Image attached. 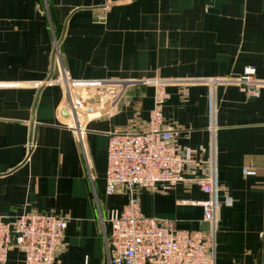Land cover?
Wrapping results in <instances>:
<instances>
[{
    "label": "crops",
    "instance_id": "crops-1",
    "mask_svg": "<svg viewBox=\"0 0 264 264\" xmlns=\"http://www.w3.org/2000/svg\"><path fill=\"white\" fill-rule=\"evenodd\" d=\"M248 67L264 82V0H0V215L66 217L57 264H107V218L129 199L106 193L109 136L147 129L156 88L143 82L164 80L175 144L231 200L217 212L216 264H264V84L250 96L228 82ZM62 76L131 83L80 138L64 86L43 84ZM137 196L146 216L211 231L188 203L208 196L189 180ZM24 260L14 248L7 264Z\"/></svg>",
    "mask_w": 264,
    "mask_h": 264
},
{
    "label": "built area",
    "instance_id": "built-area-1",
    "mask_svg": "<svg viewBox=\"0 0 264 264\" xmlns=\"http://www.w3.org/2000/svg\"><path fill=\"white\" fill-rule=\"evenodd\" d=\"M228 82L239 85L250 96L258 95L264 84L253 67ZM130 83L70 80L62 76L43 84L64 86V106L73 115L70 127L83 138L86 124L114 110ZM143 83H153L156 88L147 129L118 130L109 136L106 193L112 195L122 188L129 199L122 210H111L107 218L111 227L110 232L104 230L107 264H216L217 212L223 202L230 204L231 200H219L215 177L206 172L207 163L180 152L175 144L178 130L168 128L163 116L169 98L168 82ZM110 86L119 90L113 92ZM84 89L89 99L83 97ZM245 171L253 174L256 170L249 166ZM187 180L208 196L206 200L188 203L203 208L204 221L212 226L210 232L178 229L172 220L142 212L137 190H155L158 186L170 190ZM67 227L68 218L58 215L30 213L9 222L0 215V264H7L14 248L24 254V264H57Z\"/></svg>",
    "mask_w": 264,
    "mask_h": 264
},
{
    "label": "water",
    "instance_id": "water-1",
    "mask_svg": "<svg viewBox=\"0 0 264 264\" xmlns=\"http://www.w3.org/2000/svg\"><path fill=\"white\" fill-rule=\"evenodd\" d=\"M82 95H83V97L85 99H89V96H88V93H87V90L86 89L82 90Z\"/></svg>",
    "mask_w": 264,
    "mask_h": 264
}]
</instances>
